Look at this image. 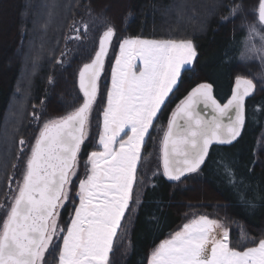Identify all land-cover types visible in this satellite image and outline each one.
<instances>
[{
  "label": "trees",
  "instance_id": "1",
  "mask_svg": "<svg viewBox=\"0 0 264 264\" xmlns=\"http://www.w3.org/2000/svg\"><path fill=\"white\" fill-rule=\"evenodd\" d=\"M258 8L259 0H0V203L7 204L14 194L43 123L82 104L78 71L94 58L103 32L111 26L115 35L90 113L89 137L79 154L80 170L60 214L61 226L71 219V197L84 177L87 158L99 149L119 43L134 37L177 38L194 43L195 71L182 73L150 130L138 165L144 185L134 188V200L122 221L131 217L127 236L122 242L115 240L110 264H148L159 243L199 215L222 221L230 246L238 249L246 243L242 232L248 240L264 239V86L255 79L258 65H245L240 58L248 24L258 21ZM237 77L258 84L246 99L242 135L232 145L212 147L199 175L191 174L183 183L169 181L162 174L158 153L163 131L157 133V128L166 130L171 112L200 83L212 84L214 96L226 103ZM51 252L52 246L45 261L59 264L58 252Z\"/></svg>",
  "mask_w": 264,
  "mask_h": 264
},
{
  "label": "snow or ice",
  "instance_id": "2",
  "mask_svg": "<svg viewBox=\"0 0 264 264\" xmlns=\"http://www.w3.org/2000/svg\"><path fill=\"white\" fill-rule=\"evenodd\" d=\"M258 17L264 24V0H259ZM249 32L241 59L250 60L260 52L251 42L259 35L257 29L253 26ZM114 35L115 29L107 27L94 58L78 71L82 104L43 123L14 194L7 204L0 203V264H47L44 257L50 246V255L58 252L59 264H109L114 241L127 236L131 217L122 221L134 200V188L144 185L138 165L146 137L182 71H195L190 66L198 53L190 39H122L98 133L99 150L88 156L84 177L71 197L75 205L71 219L61 226L60 210L70 201ZM135 60L142 61V67L137 69ZM254 88L252 79L237 77L231 98L223 104L214 96L212 84L192 88L171 112L166 130L157 128L163 131L159 141L163 176L183 183V178L200 174L211 145L236 141L245 124V98ZM217 228L222 229L219 239L214 236ZM53 237L62 243L54 244ZM242 240L246 241L242 249L230 246L229 231L219 220L194 216L151 251L148 264H264V239L248 240L242 232Z\"/></svg>",
  "mask_w": 264,
  "mask_h": 264
},
{
  "label": "rangeland",
  "instance_id": "3",
  "mask_svg": "<svg viewBox=\"0 0 264 264\" xmlns=\"http://www.w3.org/2000/svg\"><path fill=\"white\" fill-rule=\"evenodd\" d=\"M111 1V3H115V1H117V0H110ZM238 5L237 6H235V7H233L232 9H235L236 11H235V14H233V12L231 11V16L232 17H235L236 16V13L238 12ZM241 14V13H240ZM239 15V14H238ZM255 27V28H257V26H259V27H261V28H264V25L263 24H261V22L259 21V17H258V21L257 22H255V23H250V24H248V27H247V29H248V38H247V40H246V43L249 41V35H250V32H249V29L251 28V27ZM141 38V37H140ZM145 39H147V38H145ZM251 42H253V40L251 41ZM245 43V44H246ZM119 51H118V54H117V57H119ZM195 62H196V58H195ZM195 62H194V65H195ZM243 63L245 64V65H249V64H251V63H255V64H257V62L256 61H254V60H252V59H250V60H247V59H243ZM134 65H135V67L138 69V68H140V67H142V61H140V60H135L134 61ZM194 65L193 66H190V67H194ZM114 66H115V63H114ZM113 66V67H114ZM182 73H183V71H182ZM255 79L257 80V82L260 84V86L262 87V86H264V79H261V78H259V77H257V76H255ZM254 79V84H255V87L257 86L258 87V84H257V82H256V80ZM180 82V81H179ZM179 82H178V84H179ZM178 86V85H177ZM176 89V88H175ZM174 89V90H175ZM173 90V91H174ZM171 95H172V93H170L169 94V98H168V100L170 99V97H171ZM168 100H166V102H165V104L167 103V101ZM164 106H162V108H163ZM162 110V109H161ZM161 112V111H160ZM159 112V113H160ZM159 113L157 114V117H158V115H159ZM157 119V118H156ZM102 123H103V118H102ZM90 124V123H89ZM151 130V129H150ZM102 131V127H101V129H100V131L99 132H101ZM157 131V130H156ZM87 132H88V137H89V125H88V128H87ZM158 133V132H157ZM156 133V134H157ZM158 135V134H157ZM155 137H156V135H155ZM163 137V136H162ZM147 138L148 137H146V140H147ZM88 139V138H87ZM86 139V140H87ZM85 140V141H86ZM146 140H145V143H146ZM97 144H98V141H97ZM160 145V144H159ZM99 146V145H98ZM144 147V146H143ZM97 150H99V149H97ZM142 152H143V148H142ZM142 152H141V157H142ZM159 158H160V154H161V151H159ZM151 157H152V154L151 155H149V156H147L146 157V163L148 162V161H150V159H151ZM86 163H87V161H86ZM89 167H90V165H89ZM79 170H80V167H79V165H78V170H77V174H78V172H79ZM74 178L75 177H73V180H74ZM66 204V203H65ZM60 219H61V217H59V223H60ZM220 221V220H219ZM189 222V221H188ZM223 225H224V223L222 222V221H220ZM224 227H226L225 225H224ZM227 228V227H226ZM228 229V228H227ZM229 231V230H228ZM214 236H215V238H217V239H219V238H221L222 237V229H220V228H217L216 230H215V232H214ZM55 239H57L56 237H53V241L55 240ZM114 243H115V241H114ZM47 253V252H46ZM46 253H45V256H46ZM111 254V253H110ZM110 254H109V264H110ZM44 259H45V257H44Z\"/></svg>",
  "mask_w": 264,
  "mask_h": 264
},
{
  "label": "clouds",
  "instance_id": "4",
  "mask_svg": "<svg viewBox=\"0 0 264 264\" xmlns=\"http://www.w3.org/2000/svg\"><path fill=\"white\" fill-rule=\"evenodd\" d=\"M256 29L259 35H254L252 43H254L258 49H260V52L255 54L252 57V60L256 61L258 65L255 75L261 79H264V40L261 39V37H264V28L257 26Z\"/></svg>",
  "mask_w": 264,
  "mask_h": 264
},
{
  "label": "water",
  "instance_id": "5",
  "mask_svg": "<svg viewBox=\"0 0 264 264\" xmlns=\"http://www.w3.org/2000/svg\"><path fill=\"white\" fill-rule=\"evenodd\" d=\"M263 25H264V24H263ZM112 39H113V38H112ZM111 43H112V41H111ZM110 46H111V44H110ZM110 46H109V49H110ZM109 49H108V53H109ZM108 53H107V55H108ZM106 58H107V56H106ZM106 58H105V62H106ZM104 67H105V64H104ZM103 71H104V69H103ZM103 71H102V73H103ZM102 73H101V74H102ZM98 83H99V81H98ZM252 92H253V91H252ZM213 94H214V93H213ZM246 99H247V97L245 98V104H246ZM220 103H221V102H220ZM221 104H222V103H221ZM245 123H246V112H245ZM244 127H245V124H244ZM244 127H243V129H242L241 135H242V133H243ZM241 135H240V136H241ZM239 138H240V137H238L237 140H238ZM237 140H236V141H237ZM236 141H234L232 144H234ZM232 144H231V145H232ZM216 145H219V146H229V145H227V144H225V145H221V144H215V143H214L213 145L210 146L209 153H210V150L212 149V147H214V146H216ZM206 159H207V158H206ZM205 161H206V160H205ZM201 167H202V166H201Z\"/></svg>",
  "mask_w": 264,
  "mask_h": 264
},
{
  "label": "flooded vegetation",
  "instance_id": "6",
  "mask_svg": "<svg viewBox=\"0 0 264 264\" xmlns=\"http://www.w3.org/2000/svg\"><path fill=\"white\" fill-rule=\"evenodd\" d=\"M83 146V145H82ZM61 211H62V209L60 210V214H61Z\"/></svg>",
  "mask_w": 264,
  "mask_h": 264
}]
</instances>
